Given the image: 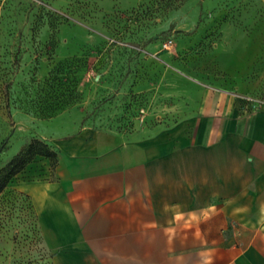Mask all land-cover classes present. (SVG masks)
I'll return each instance as SVG.
<instances>
[{"label":"rangeland","instance_id":"obj_1","mask_svg":"<svg viewBox=\"0 0 264 264\" xmlns=\"http://www.w3.org/2000/svg\"><path fill=\"white\" fill-rule=\"evenodd\" d=\"M188 83L264 103V0H0V170L32 139L57 152L72 111L127 134L175 118ZM40 160L0 192V264H53L20 184Z\"/></svg>","mask_w":264,"mask_h":264},{"label":"crops","instance_id":"obj_2","mask_svg":"<svg viewBox=\"0 0 264 264\" xmlns=\"http://www.w3.org/2000/svg\"><path fill=\"white\" fill-rule=\"evenodd\" d=\"M187 87L143 132L72 111L20 173L53 264H264V103Z\"/></svg>","mask_w":264,"mask_h":264},{"label":"trees","instance_id":"obj_3","mask_svg":"<svg viewBox=\"0 0 264 264\" xmlns=\"http://www.w3.org/2000/svg\"><path fill=\"white\" fill-rule=\"evenodd\" d=\"M37 155L48 158L51 167H54L57 163V152L55 150L46 142L32 139L0 170V192L9 179L22 170Z\"/></svg>","mask_w":264,"mask_h":264},{"label":"built area","instance_id":"obj_4","mask_svg":"<svg viewBox=\"0 0 264 264\" xmlns=\"http://www.w3.org/2000/svg\"><path fill=\"white\" fill-rule=\"evenodd\" d=\"M171 40H167L163 43L164 48H168L170 46Z\"/></svg>","mask_w":264,"mask_h":264}]
</instances>
